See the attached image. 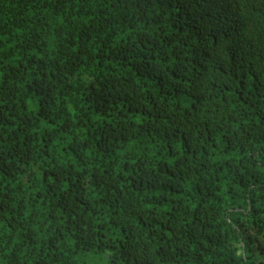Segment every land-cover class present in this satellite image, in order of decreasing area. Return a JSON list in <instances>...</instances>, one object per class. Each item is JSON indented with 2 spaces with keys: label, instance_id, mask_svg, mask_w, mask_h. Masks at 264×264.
Returning <instances> with one entry per match:
<instances>
[{
  "label": "trees",
  "instance_id": "1",
  "mask_svg": "<svg viewBox=\"0 0 264 264\" xmlns=\"http://www.w3.org/2000/svg\"><path fill=\"white\" fill-rule=\"evenodd\" d=\"M0 264H264V0H0Z\"/></svg>",
  "mask_w": 264,
  "mask_h": 264
}]
</instances>
